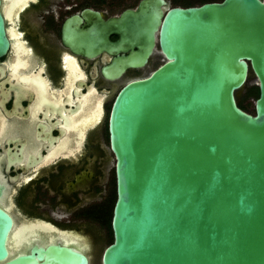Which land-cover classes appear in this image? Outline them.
Wrapping results in <instances>:
<instances>
[{
	"label": "water",
	"instance_id": "95a60500",
	"mask_svg": "<svg viewBox=\"0 0 264 264\" xmlns=\"http://www.w3.org/2000/svg\"><path fill=\"white\" fill-rule=\"evenodd\" d=\"M164 5L142 0L86 42L88 56L128 52L103 69L110 79L143 68L156 44L164 57L111 106L116 198L100 264H264V0ZM110 28L124 35L110 42ZM251 74L253 114L237 101ZM11 229L0 209V264H89L59 242L14 257Z\"/></svg>",
	"mask_w": 264,
	"mask_h": 264
},
{
	"label": "flooded vegetation",
	"instance_id": "af4514ba",
	"mask_svg": "<svg viewBox=\"0 0 264 264\" xmlns=\"http://www.w3.org/2000/svg\"><path fill=\"white\" fill-rule=\"evenodd\" d=\"M141 1L0 0L8 42L0 55V209L12 219V256L59 242L98 263V237L104 228L110 235L116 198L114 170L106 181L111 106L126 83L164 57L156 44L143 68L110 79L103 69L128 52L88 56L86 42ZM221 1L164 0L161 10ZM110 30V42L124 35Z\"/></svg>",
	"mask_w": 264,
	"mask_h": 264
},
{
	"label": "rangeland",
	"instance_id": "374dc122",
	"mask_svg": "<svg viewBox=\"0 0 264 264\" xmlns=\"http://www.w3.org/2000/svg\"><path fill=\"white\" fill-rule=\"evenodd\" d=\"M154 60H156L155 65L158 64L159 61H160V59L157 58V57H155ZM256 84H257L256 79L251 74L250 77H249V79H248L247 84L245 85V87L237 95L238 101L243 98V96L246 94L248 88H250V87H256ZM110 101H109V103H110ZM254 101H255V97H253V96L252 97H247L246 99H244L242 101L243 102V105L246 108L245 109L246 112H248L250 114H253L254 113ZM113 170H114V160L113 159H110L109 168L107 169V173H106V177H107L106 178V181L107 182H108V180H109L110 177L112 179ZM112 183H114V182H112ZM106 189H109L108 183L106 184ZM112 200L114 201V197H113ZM100 237L102 239V241H101L102 244H101V248H99L98 253H97V257H98L97 258V262H98L97 264H100L101 252L107 246V244H109L110 238H111L110 235H109V233H107V231H106L105 228L103 229V231L101 232V234H99V237L98 238L100 239ZM99 239L97 241V244H99V242H100Z\"/></svg>",
	"mask_w": 264,
	"mask_h": 264
},
{
	"label": "trees",
	"instance_id": "16d2710c",
	"mask_svg": "<svg viewBox=\"0 0 264 264\" xmlns=\"http://www.w3.org/2000/svg\"><path fill=\"white\" fill-rule=\"evenodd\" d=\"M255 97V99L258 97V89H257V87H250V88H248L247 89V92H246V94L243 96V98L242 99H240L239 101H238V106H239V108H241L242 110H244L245 111V106L243 105V100L244 99H246L247 97ZM110 242H112V233H111V231H110ZM109 242V243H110Z\"/></svg>",
	"mask_w": 264,
	"mask_h": 264
},
{
	"label": "bare ground",
	"instance_id": "6f19581e",
	"mask_svg": "<svg viewBox=\"0 0 264 264\" xmlns=\"http://www.w3.org/2000/svg\"><path fill=\"white\" fill-rule=\"evenodd\" d=\"M91 119H92V118H91ZM23 229H24V228H23ZM23 229H22V230H23ZM27 232H28V230H27ZM26 234H27V233H26ZM23 236H24V235H23ZM13 237H14V238H13L12 241H13V242H16L17 239L20 237V233H16V235H14ZM30 238H31V237H30ZM56 238H57V237H56ZM81 239H82V238H81ZM12 241H11V242H12ZM69 242H71V243L73 242V243H74V242H80V241H79V239H77V238L70 237ZM20 243H21V242H20ZM23 243H24V242H23ZM79 244H80V243H79ZM76 245H78V244H76Z\"/></svg>",
	"mask_w": 264,
	"mask_h": 264
}]
</instances>
